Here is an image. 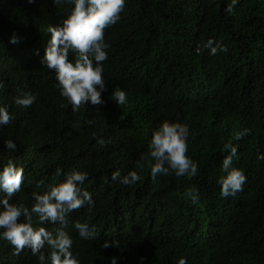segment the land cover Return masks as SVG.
I'll use <instances>...</instances> for the list:
<instances>
[{
  "label": "trees",
  "instance_id": "1",
  "mask_svg": "<svg viewBox=\"0 0 264 264\" xmlns=\"http://www.w3.org/2000/svg\"><path fill=\"white\" fill-rule=\"evenodd\" d=\"M228 2L125 0L120 19L104 29V103L73 111L54 87V72L39 63L47 27L59 24L71 3L0 0V104L14 115L0 127V160L24 170L9 203L30 207L32 192L61 182L70 170L86 171L82 187L93 207L73 210L66 229L80 264H109L112 257L117 264H177L181 256L187 264H264V159H257L264 155V0H238L231 14L224 11ZM208 39L227 50L197 54ZM115 87L126 92L125 104L111 98ZM23 91L36 97L27 108L12 102ZM165 119L188 125L186 155L197 175L153 181L147 162L137 166L151 131ZM245 128L248 134L237 139ZM6 139L15 141V152L4 150ZM225 144L237 148L233 167L246 176L227 198L217 183ZM116 169L135 170L141 179L131 186L111 181ZM193 186L197 204L185 194ZM73 221L95 226L94 238H80ZM104 241L116 243L101 248ZM0 264L38 261L27 248L14 255L0 240Z\"/></svg>",
  "mask_w": 264,
  "mask_h": 264
},
{
  "label": "clouds",
  "instance_id": "2",
  "mask_svg": "<svg viewBox=\"0 0 264 264\" xmlns=\"http://www.w3.org/2000/svg\"><path fill=\"white\" fill-rule=\"evenodd\" d=\"M60 2V0H55ZM72 5L67 16L57 25H49L47 33L50 38L44 48L39 63L55 74L54 87L59 95L66 99L73 111L85 103L100 105L104 101L101 93L105 90L102 62L107 59L108 45L104 42V29L115 24L120 19L125 0H69ZM238 0H229L224 11L233 12ZM18 38L13 34L9 43L15 44ZM203 49L209 55L227 49L219 41L206 40L203 45H197L195 51L199 54ZM73 58L69 59V53ZM4 82L0 81V89ZM111 98L116 105L126 103V92L120 87L113 88ZM36 97L32 92L23 91L13 97L12 102L22 108L32 105ZM14 119L7 104H0V127L9 125ZM92 124L91 120L87 121ZM249 129H242L237 133V139L247 135ZM189 127L184 122L161 121L151 131L147 144L148 151L141 153L137 162L142 167L144 162L150 169L149 176L155 181L158 176L170 173L176 177L197 175V163L188 155ZM97 143H103L97 140ZM4 150L15 152L17 144L12 139L3 141ZM227 150L220 163V171L224 175L217 180L219 195L223 198L234 196L242 189L246 176L240 168L233 167V160L237 157V148L225 144ZM257 159H264L258 155ZM23 168L12 159L0 160V240L7 241L13 247V254L19 255L27 248L32 256L37 258L38 264H80L79 259L72 252L73 239L66 230L69 226V214L87 205V210L93 207L91 194L82 185L88 178L86 171L70 170L64 173V179L48 185L46 190L31 193L30 207L23 203H9L14 193L19 192L23 179ZM111 181L121 185L131 186L141 179L135 170L121 174L120 169L110 173ZM43 182H38L39 188ZM192 204L198 203V190L195 186L185 193ZM35 215L37 223L34 224ZM54 224L53 230L45 225ZM72 227L82 239H92L95 236V226L73 221ZM116 242L104 241L101 248L114 247ZM45 247L47 254H45ZM141 261L143 258H140ZM109 264H117L115 257L110 258ZM177 264H187L181 256Z\"/></svg>",
  "mask_w": 264,
  "mask_h": 264
}]
</instances>
